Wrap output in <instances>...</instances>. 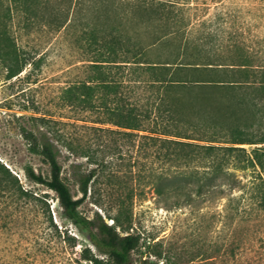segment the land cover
Here are the masks:
<instances>
[{
    "label": "trees",
    "instance_id": "trees-1",
    "mask_svg": "<svg viewBox=\"0 0 264 264\" xmlns=\"http://www.w3.org/2000/svg\"><path fill=\"white\" fill-rule=\"evenodd\" d=\"M105 3L100 1L98 20L89 24L82 36L93 53L89 74L65 86L61 96L64 105L96 115L92 120L81 119V126L92 130L101 142L97 148L82 146L77 150L69 133L58 126L70 122L52 115L32 116L47 127L49 134L24 129V135L30 150L49 164L50 173L46 176L27 165L29 179L54 190L66 216L88 230L110 260L134 264L132 251L139 245L140 236L120 230L126 229L122 218L128 217L135 193L130 189L123 194V182L113 169L112 159L116 154L123 156L121 146L127 141L138 146L146 158H153L150 164L149 160L145 163L143 178L167 207L190 204L195 209L226 198L218 214L227 219L237 216L250 234L240 242L241 264H264V252L250 248L257 233H261L259 240L264 239V228H260L264 223V63L248 56L226 62L185 61L188 42L183 52L171 49L176 31L167 27L145 40L141 30L112 23L111 7ZM43 5L42 0H23L15 10L45 17L40 14ZM139 8L147 25L173 18L171 12L153 3ZM11 12V6L0 9V64L9 78L24 71L32 59L11 32ZM155 49L166 52L153 58L150 51ZM125 68L132 74H124ZM140 68L146 74H133ZM50 133L57 142L95 164L90 169L81 163L75 165L80 196L73 194L63 177L61 149ZM238 172L249 177L244 180ZM114 190L119 194L114 196ZM236 190L240 194L235 195ZM0 191L26 201L39 198L1 162ZM104 192L113 197L109 208ZM88 198L113 222L100 212L93 217L84 215L80 206ZM114 205L118 212L111 214ZM89 259L93 264L100 261L94 256Z\"/></svg>",
    "mask_w": 264,
    "mask_h": 264
},
{
    "label": "rangeland",
    "instance_id": "rangeland-1",
    "mask_svg": "<svg viewBox=\"0 0 264 264\" xmlns=\"http://www.w3.org/2000/svg\"><path fill=\"white\" fill-rule=\"evenodd\" d=\"M42 1L44 8L40 14L45 17L16 11L23 0H0L1 10L11 6V32L32 58L24 71L12 78L0 64V162L18 176L25 188L39 196L26 201L17 199L11 192L0 191V264H93L89 259L92 256L100 259L97 264H116L99 249L88 230L66 216L57 193L32 181L26 173L27 165L46 176L50 173L49 164L42 155L30 150L24 135V129L48 133L47 127L32 116L52 115L56 120L70 122L67 126L62 123L58 126L69 133L77 150L82 146L97 148L101 142L92 130L81 126V119L92 120L96 115L72 109L61 99L65 86L89 74L93 53L87 48L88 40L82 36L90 28L89 24L98 20L101 0ZM105 2L111 7L112 23L120 25L121 22L127 29L141 30L140 36L145 40L152 32L162 33L167 27L176 31L171 49L183 52L188 42L185 61L226 62L248 56L264 63V0ZM150 3L171 12L173 18L147 25L139 6ZM159 52L166 51H150L153 58ZM125 70L124 74H132L129 68ZM143 70L140 68L133 74H146ZM50 137L56 141L51 133ZM123 143V156L116 154L112 159L113 169L123 182V194L130 189L135 193L128 217L122 218L126 229L120 230L123 234L131 232L140 236L139 245L132 251L133 263L241 264L240 242L250 234L237 216L227 219L218 214L227 199L218 198L195 209L190 204L167 207L143 178L144 165L148 160L150 164L153 158H146L138 146ZM57 144L61 149L63 177L73 194L80 196L75 165L81 163L84 169H90L95 164L64 144ZM112 156L113 153L107 159ZM238 176L244 180L249 177L244 172H238ZM105 186L102 182V187ZM114 193V196L119 194L115 190ZM238 194L236 190L235 195ZM112 198L104 192L107 208L113 204ZM117 208L114 205L110 213L118 212ZM80 210L89 217L100 212L109 223L113 222L91 198L81 204ZM260 228H264V223ZM259 234L254 236L252 252H264V239L259 240Z\"/></svg>",
    "mask_w": 264,
    "mask_h": 264
}]
</instances>
